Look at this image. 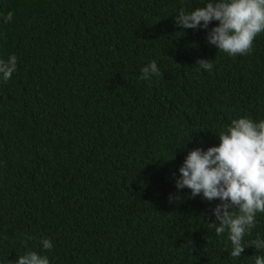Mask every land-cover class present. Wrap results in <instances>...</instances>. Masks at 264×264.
I'll list each match as a JSON object with an SVG mask.
<instances>
[{"label": "trees", "instance_id": "obj_1", "mask_svg": "<svg viewBox=\"0 0 264 264\" xmlns=\"http://www.w3.org/2000/svg\"><path fill=\"white\" fill-rule=\"evenodd\" d=\"M208 0H0V264H254L209 230L219 200L178 190L189 151L264 119V34L228 56L176 15ZM212 60L211 72L199 68ZM155 60L162 76L140 79ZM175 157V158H174ZM181 199L169 200V195ZM251 240L264 238V213ZM29 237H31L29 239ZM48 238L54 247L44 251Z\"/></svg>", "mask_w": 264, "mask_h": 264}, {"label": "clouds", "instance_id": "obj_2", "mask_svg": "<svg viewBox=\"0 0 264 264\" xmlns=\"http://www.w3.org/2000/svg\"><path fill=\"white\" fill-rule=\"evenodd\" d=\"M13 12L0 13V23H10ZM213 21L218 25L207 34L209 44L228 56L250 55L255 38L264 34V0H208L190 12L180 10L176 23L183 29L207 30ZM199 68L211 72L212 60L200 59ZM17 71V57L0 59V81H9ZM157 62L142 67L140 79L151 82L162 76ZM219 146L206 151L196 148L188 152L176 177V188L189 189L193 198L219 200L213 209L216 222L207 223L217 236L227 232L231 243L230 256L239 258L246 248L255 246L264 250V238L257 237L247 245L245 236L256 227V216L264 213V119L256 121L250 116L232 119L230 124L216 133ZM175 158V157H174ZM181 197L169 195L170 202ZM31 237H29L30 239ZM44 251L54 245L48 238L41 242ZM254 264H264V256H253ZM15 264H51L47 255L29 251L20 255Z\"/></svg>", "mask_w": 264, "mask_h": 264}]
</instances>
